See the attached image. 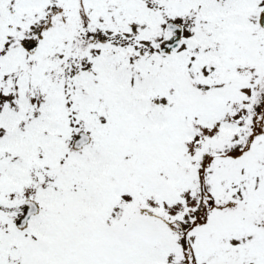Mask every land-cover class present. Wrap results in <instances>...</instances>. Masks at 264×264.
<instances>
[{
  "label": "snow or ice",
  "instance_id": "6c2138e0",
  "mask_svg": "<svg viewBox=\"0 0 264 264\" xmlns=\"http://www.w3.org/2000/svg\"><path fill=\"white\" fill-rule=\"evenodd\" d=\"M0 264H264V0H0Z\"/></svg>",
  "mask_w": 264,
  "mask_h": 264
}]
</instances>
